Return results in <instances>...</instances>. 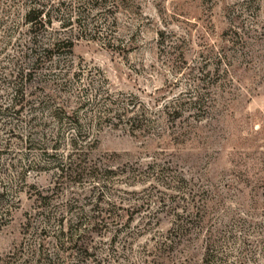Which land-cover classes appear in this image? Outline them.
<instances>
[{
  "label": "rangeland",
  "instance_id": "obj_1",
  "mask_svg": "<svg viewBox=\"0 0 264 264\" xmlns=\"http://www.w3.org/2000/svg\"><path fill=\"white\" fill-rule=\"evenodd\" d=\"M0 108V264H264V0H0Z\"/></svg>",
  "mask_w": 264,
  "mask_h": 264
},
{
  "label": "trees",
  "instance_id": "obj_2",
  "mask_svg": "<svg viewBox=\"0 0 264 264\" xmlns=\"http://www.w3.org/2000/svg\"><path fill=\"white\" fill-rule=\"evenodd\" d=\"M25 21L31 26V28H33V26H35V24H37V23H39L43 27H45V26L47 27L50 24V19L48 18L45 20V16H43V11L39 7L31 8L25 15ZM52 46L55 47V46H57V44H54ZM44 51L49 52L51 50L46 48V49H44ZM199 98L200 97L196 95L195 102L193 101L192 103H189V105L190 106L191 105H194V106L197 105L198 101L200 100ZM16 105H17L16 103L13 104V106H16ZM7 109H8V107H6L4 110H7ZM165 110L169 116H173V120L174 119L176 120L182 116L181 107L177 101L172 102L170 105H165ZM71 144H72L71 145L72 148L75 149L76 146H75L74 139H71ZM72 156L73 155H70L69 162L67 164L59 165L57 167L58 171L60 172L59 177H67V176L77 175L78 173L83 172V170H81L82 168L79 166V164H77V161L71 160ZM42 198L43 197H41L40 193H39V195H38V197H36L35 201L38 204H41L42 200H43ZM44 230L45 229H42L41 232H45ZM57 233H58V235L55 236L54 238L57 242H59L60 241L59 235H61L63 233V231L60 230V231H57ZM81 246L83 247V249H82V247H78L79 249L76 248L75 254L77 256V263H74V264H79L80 263L79 259L82 258L83 255L85 256V255L89 254L88 247H85L84 243H82ZM56 249L58 251L62 250L61 243H59L58 245L56 244ZM43 256H45V255H43L41 252L38 251V258H37L36 263H38V264H50V258H48V256H45V257H43Z\"/></svg>",
  "mask_w": 264,
  "mask_h": 264
}]
</instances>
